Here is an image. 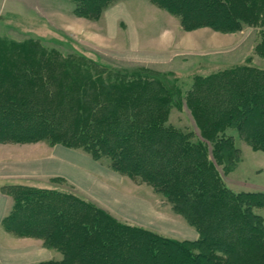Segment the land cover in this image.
I'll return each instance as SVG.
<instances>
[{"label":"rangeland","instance_id":"374dc122","mask_svg":"<svg viewBox=\"0 0 264 264\" xmlns=\"http://www.w3.org/2000/svg\"><path fill=\"white\" fill-rule=\"evenodd\" d=\"M100 1L99 13L85 16L77 13L75 0H0V129H21L22 123L42 114L54 115L59 129H82L83 124L104 129L94 121L88 124L85 113L95 119L109 115L100 104L110 105L116 96L109 95L106 86L110 81L136 76L141 79L137 88L146 82L147 93L156 89L159 81L172 82L178 96L172 99L166 125L193 132L196 139L204 140L195 117L211 116L206 107L214 111L216 97L210 92L209 80L199 85L204 96L196 95V85L214 75L219 83L220 72L235 67L264 70V0L235 1L243 12L238 18L240 27L231 31L211 26L189 28L181 15L155 0ZM86 64L90 66L88 72ZM108 69L111 71L104 73ZM101 73L109 77L108 81L98 79L104 77ZM136 91L140 94L142 89ZM136 97L132 103H116L113 115L133 116L142 122L154 116L150 99L144 96V101H139ZM24 98L28 105L21 103ZM35 119L42 121L41 117ZM209 119L210 125L213 122ZM258 120L252 124L258 126ZM237 129L228 128L227 134L234 137L240 159L229 172L220 167L224 181L235 192L264 190V151L255 150ZM58 146L92 159L85 161L71 154V159L82 165L77 182L34 173L38 165L59 161L53 155ZM29 179L45 186L25 184ZM14 185L66 191L123 223L164 236L179 240L199 237L197 227L161 190L141 176L117 170L109 155L97 159L83 147L49 138L0 139V197H8L0 219V264H36L63 258L60 250L47 246L42 239L16 234L4 226L3 220L14 206L9 194ZM257 211L264 215V208ZM43 249L52 253L50 258L43 259Z\"/></svg>","mask_w":264,"mask_h":264},{"label":"trees","instance_id":"16d2710c","mask_svg":"<svg viewBox=\"0 0 264 264\" xmlns=\"http://www.w3.org/2000/svg\"><path fill=\"white\" fill-rule=\"evenodd\" d=\"M155 1L181 15L189 28L211 26L231 31L240 27L238 18L243 10L237 0H199L203 7L197 0ZM75 2L77 13L85 16L98 14L102 4L100 0ZM86 68L90 71L89 65ZM101 75L104 77L98 79L108 81L109 77ZM215 77L203 78L196 85V95L204 96L199 85L209 80L210 92L216 97L214 111L206 107L208 114L212 113L203 117L206 121L194 116L204 140L166 125L177 95L172 82L159 81L158 89L149 84L147 93L146 82L137 88L141 79L136 76L106 86L109 95L116 96L110 105L100 104L109 115L95 119L85 113L88 124L94 121L104 129H91L87 124L82 129H59L55 116L44 114L42 121L33 117L22 123L21 129H0L2 140L49 138L83 147L97 159L111 156L117 170L153 184L199 231L195 240H179L123 223L66 191L14 185L9 191L14 206L4 218V226L22 236L38 237L63 253L61 260L36 264H264V215L257 211L264 208V190L235 192L226 185L220 170L231 171L240 159V149L227 134L228 128L237 127L255 150L264 151V70L235 67L220 72L219 83ZM136 89H142L140 94ZM136 95L139 101H144V96L150 99L154 116L142 122L133 116L113 115L116 103H132ZM20 100L28 105L25 98ZM208 118L213 122L210 125ZM258 119V126L252 124ZM7 125L11 127V123Z\"/></svg>","mask_w":264,"mask_h":264},{"label":"crops","instance_id":"0c3cea01","mask_svg":"<svg viewBox=\"0 0 264 264\" xmlns=\"http://www.w3.org/2000/svg\"><path fill=\"white\" fill-rule=\"evenodd\" d=\"M112 12H111V16L113 15ZM57 148H58L57 149L58 152L61 154H59L58 152H54L53 155L55 154L57 157V160H59V161L57 163H54L53 161H51V163H53L52 166H49L50 162L46 163L45 167L42 165L41 166L38 165V167L36 168L34 173H36L38 175H43L44 177H49V176H54V175L63 176V177H65L71 181L77 182L80 169H82V165L79 162H74L71 159V154L74 155L75 157H82L85 161H91L92 162V159L87 158L86 156H83L80 153H78L77 151H75L74 149H71L68 147L58 146ZM62 154H65V155H62ZM66 155H68V156H66ZM28 182H24V183L29 184V185H35V186H45L42 184L41 185L36 184V183H39V181L32 180V179H29ZM7 204H8V197L7 196L0 197V219L2 218L1 216H3V213L7 207ZM194 237H195V235H194ZM43 250H45V249H43ZM45 251H46V253L43 256V259L50 258L52 253H50V251H48V250H45Z\"/></svg>","mask_w":264,"mask_h":264}]
</instances>
